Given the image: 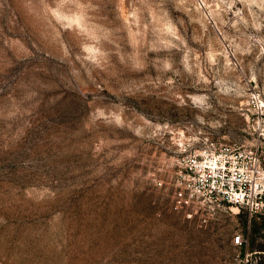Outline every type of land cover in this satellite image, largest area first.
<instances>
[{
  "label": "rangeland",
  "instance_id": "374dc122",
  "mask_svg": "<svg viewBox=\"0 0 264 264\" xmlns=\"http://www.w3.org/2000/svg\"><path fill=\"white\" fill-rule=\"evenodd\" d=\"M257 94L264 0H0V264H235L245 211H175L177 159L262 150Z\"/></svg>",
  "mask_w": 264,
  "mask_h": 264
},
{
  "label": "built area",
  "instance_id": "2783aa9c",
  "mask_svg": "<svg viewBox=\"0 0 264 264\" xmlns=\"http://www.w3.org/2000/svg\"><path fill=\"white\" fill-rule=\"evenodd\" d=\"M254 105L263 114L261 95L254 96ZM177 160L175 211L205 225L234 208L237 216L245 211L248 230L233 237V244L242 251L235 264L258 262L255 256L264 252L251 249V229L253 224L264 226V148L206 139L195 149L184 148Z\"/></svg>",
  "mask_w": 264,
  "mask_h": 264
},
{
  "label": "crops",
  "instance_id": "0c3cea01",
  "mask_svg": "<svg viewBox=\"0 0 264 264\" xmlns=\"http://www.w3.org/2000/svg\"><path fill=\"white\" fill-rule=\"evenodd\" d=\"M263 229H264V228H263ZM263 229H262V230H263Z\"/></svg>",
  "mask_w": 264,
  "mask_h": 264
},
{
  "label": "bare ground",
  "instance_id": "6f19581e",
  "mask_svg": "<svg viewBox=\"0 0 264 264\" xmlns=\"http://www.w3.org/2000/svg\"><path fill=\"white\" fill-rule=\"evenodd\" d=\"M237 210V209H236Z\"/></svg>",
  "mask_w": 264,
  "mask_h": 264
}]
</instances>
